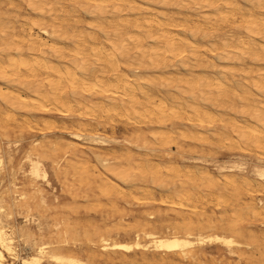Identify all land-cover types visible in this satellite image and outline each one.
Wrapping results in <instances>:
<instances>
[{"label": "bare ground", "instance_id": "1", "mask_svg": "<svg viewBox=\"0 0 264 264\" xmlns=\"http://www.w3.org/2000/svg\"><path fill=\"white\" fill-rule=\"evenodd\" d=\"M2 1L0 0V11L3 5L1 3L5 0ZM142 1L143 4L135 5L131 0H24L35 16L28 17V21L24 19L23 24L18 21L15 24L4 22L0 12V104H4L11 115H48L41 130L47 132L56 128V122L52 120L54 115L60 118L85 119L90 112L96 113L97 119L93 121L95 124L80 122L75 131L62 127L63 133L68 134L73 141L92 143L103 150L108 147L112 149L113 145L125 147L126 150L111 151V154H108L109 150L108 153H93L96 165L92 169L87 166L88 160L78 159L80 166L75 167L74 172L82 181L97 184L96 189L101 195L110 196L115 193L129 198L139 191L153 196L144 187L146 183L152 182L162 186L168 193L160 204L189 209L191 214H197L200 218L198 213L201 209L189 207L191 203L203 204L207 202L208 196L215 195L219 200L217 205L220 206L229 192L234 195H254L253 180L244 176L248 169L244 163L229 161L221 164L215 162L218 175L206 168L191 171L190 168L183 169L177 165L168 150L176 145L177 138L186 139L188 135L198 137L191 131L192 128L198 133L206 132L218 138L219 145L226 142L228 147L238 149L244 144L245 148L253 147L264 152V104L259 102V98H264V0H240L246 4L244 7L238 0H191L200 9H209L198 19L207 22V26H200L197 22L189 25L185 19L186 24H182L176 17L161 15L160 11L157 17L150 18L149 15L148 18L129 19L131 17L127 12H148L145 4L155 0ZM164 1L168 3L170 0ZM164 1H161L162 4ZM78 12H84L90 17L86 27H80L76 22L78 20L74 16ZM222 25L229 26L230 30L217 34L222 30ZM187 31H190L192 37L200 36L206 40L207 46L200 47L197 42L177 36V33L184 34ZM243 32H246V36L242 35ZM215 61L225 62L227 66L220 67ZM148 66L158 71H168L172 67L174 73L146 75L143 71ZM177 67L186 72H179ZM196 67L214 70L219 75L215 77L214 74L208 76L206 73H191ZM159 88L166 89V94L157 98L155 94H160ZM250 88L259 95L254 98L251 92L248 93ZM173 91L182 96L186 94L189 99L180 98ZM235 101L240 103L242 111L239 113L244 120L227 117L222 113L227 109L236 112L239 107ZM202 103L224 109L211 112ZM14 117L8 118L15 120ZM119 120L125 121L122 131L132 132L134 139H125L121 144L114 137ZM245 120L255 122L256 125L247 126ZM185 122L189 130H185ZM215 123L221 126L220 129L215 128ZM182 124L184 128L181 127ZM154 126L157 130L145 133L144 130H150ZM108 130H111L112 137L104 135ZM132 148L142 151V154L133 156ZM52 150L57 151L55 148ZM180 156L183 160L186 159L182 153ZM159 157L165 158V161L155 162L153 158ZM191 159L204 163L202 159ZM26 161L29 163L27 173L34 188L38 181L49 185L48 174L41 160L29 154ZM3 162L0 156V167ZM222 173H227V176L220 179L219 175ZM241 173L242 179H237V175ZM251 175L263 185L264 162L259 161L254 165ZM120 185L129 187V190H123ZM171 194L177 197V203L171 202ZM260 206L259 209L264 211L262 203ZM2 207L0 264H6L7 257L14 261L18 256L14 246V230H8L4 224ZM241 209L247 210V214L249 210L254 215L262 214L253 205H246ZM150 219L153 217L150 216ZM184 219L182 217V221ZM190 224L191 228L189 225L183 227V234L174 231L168 236L158 237L152 232L135 233L132 245L110 244L107 238L101 236L98 244L103 252L146 250L149 245H142L140 242L141 236H144L157 251L190 256L194 251L189 249L195 245V241H191L189 231L192 223ZM202 227L204 225L198 221L197 228ZM229 230L239 234L233 225H229ZM20 232L23 234L25 231ZM251 235L249 237H255ZM31 237L26 234V239ZM196 242L198 245L220 244L230 253L232 247L237 245L232 238L218 235L198 237ZM52 245L55 244L33 241L30 249L34 253L21 258V264H42L44 260L52 264H84L73 257L55 253L54 248L64 249V245H67L65 242L57 244V247Z\"/></svg>", "mask_w": 264, "mask_h": 264}, {"label": "rangeland", "instance_id": "2", "mask_svg": "<svg viewBox=\"0 0 264 264\" xmlns=\"http://www.w3.org/2000/svg\"><path fill=\"white\" fill-rule=\"evenodd\" d=\"M23 1L24 0H5L1 3L3 5L0 12L2 13L1 15L4 18V22H13V24H15V22L18 21L19 24H23L25 20L28 21V17L35 16ZM131 1L135 5L143 4L142 0ZM161 1L162 0H155L145 4L144 7L149 10L148 12L137 13L132 11L131 13L127 12V15L131 17L129 19H133L135 17L148 18L147 16L149 15V17L152 18L153 16L157 17L160 14H164L173 18L176 17L175 19L178 22L182 21V24H186L185 21L188 20L187 23L189 25H191V22H197L200 26L203 24L206 26L208 25L207 22L204 23V21L198 20L200 16L202 17L208 12V8L200 9V7L195 6L191 0H186L188 3L183 0H176V2L170 0L167 3L163 0V4ZM190 1L191 3H189ZM238 2L243 7L246 5L240 0H238ZM10 5L12 6L10 7ZM184 12L189 15H186ZM4 13L7 15L10 13V15H3ZM11 13L14 18H12ZM124 14H126V12ZM74 15L75 14L72 16ZM74 18L73 20L78 22L80 27H86L87 23L90 21V17L84 12H78ZM80 21H82L81 24H79ZM221 27L222 30L218 31L217 34H222L230 30L229 26L222 25ZM35 33L38 32L35 30ZM178 35L180 38L183 37L181 39L186 38L192 42H197L200 47H206L208 44L207 41L203 40L200 36L192 37L190 31L184 34L179 32L177 33V36ZM242 35L246 36V32H243ZM208 59L210 60V57ZM211 60L213 59L211 58ZM215 62L220 67L227 66L225 62ZM246 62L249 61L247 60ZM151 68L152 67L148 66L143 72L151 76L155 74V76H161L168 72L174 73L172 67H169L167 69L168 71H158ZM177 69H179V72H186L181 67H177ZM193 69L191 73H206L208 76H213L211 74H214L215 77L219 75L218 72L205 69L204 67H196ZM158 91L160 94L157 92L155 94L157 98L166 94V89L159 88ZM253 92L254 89L252 88L248 90V93L254 96V98L259 95L258 92ZM172 93L180 96V98L185 97L189 99V96L186 94L182 96L174 91ZM30 98L33 97L30 96ZM259 100V102L264 104V98H259ZM202 104L204 107L206 106L207 109L209 108L211 112H216V109L217 111L224 109L219 107L215 108L206 103ZM235 104H238V107L240 106L239 102L235 101ZM225 108L227 107L225 106ZM0 109V113H2L0 114V156H2L4 161L3 166L0 167V207L3 206V222L7 226V229L14 230V246L18 256V259L14 261L10 257H7L6 264H21V258L32 255L34 252L31 251L30 245L33 241L55 244L54 246L65 242L67 245H64V249L58 250L54 248L56 250L55 253L66 257H73L84 264H264L261 262H264V211L259 209L261 208V203L264 207V184L260 185L254 176L251 175L252 167L258 164L259 161L264 162L263 151L253 147L252 149L248 147L245 148L246 145L244 146V144L238 149L235 147L231 148V146L228 147L225 141V146L223 143L219 145L218 143L220 142L218 138L212 137L206 134V132L198 133L192 128L191 131L195 132L194 134L198 135V137H191L188 135L186 139L177 138L176 145L170 147L168 153L172 156V159L177 162V165L182 166L183 169L190 168L189 170L195 171L197 169L206 168L209 169L212 174L218 175L216 167L214 166L216 165L215 162L221 164L223 162L237 161L246 165L248 172L244 176L253 180V196L244 193L234 195L229 192L225 202L220 206L217 205L219 200L215 195L208 196L206 203H191L189 207L196 206L199 210L201 209L199 211L200 213H198L201 215L199 218L197 214H191L189 209H178L170 207L169 204H160L161 199H166L168 193L164 191L162 186L152 182L146 183L144 187L149 193H152L153 196H149L147 193L143 194V192L139 191L135 193L132 198H129L115 193L110 196L101 195L96 189L97 184L95 185L91 181H82L78 174L74 172L75 167L80 166L78 159L88 160L89 165L87 164V166L92 169V167L96 165L93 153H108L109 150L110 152L108 154H111V151H119L120 149L123 151L126 150L125 147H119L117 145L111 146L113 150L110 147L104 148L103 150L92 143L73 141L68 134L63 133L64 127H69L70 131H75V128L79 126L80 122L95 124L93 121L97 119L95 116L97 115L96 113L90 112V115L88 114L85 119L77 117L60 118L54 115L52 120L56 122V128L51 130V132H47L41 131L44 128V121H47V118H49L46 114L16 113L11 115L8 111L9 109L4 104H0ZM241 111L242 108L239 107L236 112L229 109L221 112L225 113L227 117L244 120L245 118L240 114ZM10 116H15V120L8 118ZM23 117L26 119H22ZM17 121H19V125ZM246 122L248 124L247 126L256 125V123L252 121L247 120ZM124 123L125 121L119 120L116 128L117 133L114 135L121 144L125 139L135 138L133 135L131 136L132 132L127 133L122 131ZM177 124L178 123H176V125ZM215 124V128L220 129L221 126L218 123ZM184 125L186 126L185 130H187L189 126L186 122ZM184 125L182 124L181 127L184 128ZM28 126L31 127V129ZM154 130H157L156 126L153 128L151 127L150 130L144 131L148 134V132ZM104 135L108 137L113 136L111 130H108ZM75 143H77V145ZM52 148L57 149V151H53ZM131 150L135 157L142 154V151L136 150L135 148ZM181 153L186 158L185 160L181 158ZM29 154H31L33 158H39L41 160L48 174L49 185L43 181H38L35 184V188L34 185H32L27 173L29 170V163L26 161V156ZM261 156L263 158H261ZM191 158L202 159L204 163H197V160L194 161ZM153 159L158 163L165 161L163 157ZM226 174L227 173L220 174L219 178L223 179L227 176ZM242 177L243 174L241 173L238 174L236 178L242 179ZM120 186L123 190H129V187ZM2 194H4V196ZM203 195H205L204 192ZM169 196L171 202H178L174 194ZM97 201L100 203H97ZM246 205L255 206L262 214L254 215L250 210L247 214V210L241 209ZM44 206H46V208ZM202 212H204L203 215L201 214ZM150 216H152L153 219H150ZM182 217L185 218L184 221H182ZM198 221L204 225L201 229L197 228ZM182 223L187 224L183 225ZM190 223H192V229L189 231L192 235L191 241H195V245L189 249V251H194L193 255L190 256H183L182 254L172 255L157 251L144 236H141L140 242L142 245H149L146 250H134L131 252L108 250L103 252L98 244V240L101 236L107 238L110 244L132 245L135 241V233L152 232L158 237L168 236L174 231L183 234L185 232L183 227L190 226ZM229 225L230 227L233 225V227L237 228L239 234L231 232L229 230ZM39 228L41 230H39ZM96 228H98V230ZM248 229L249 231H247ZM21 230L25 232L21 234ZM79 232L81 233L79 234ZM249 232H251V236L254 235L256 238L249 237ZM26 234L32 237L26 239ZM213 235L232 238L237 245L232 247V252L230 253L226 247L220 244L210 245V243H204L198 245L196 242L198 237L206 238ZM54 246L52 245V247ZM255 247L260 248L258 249ZM261 251L262 253L260 254L259 252ZM260 258H262V260H259ZM237 261L238 263H236ZM42 264L52 263L44 260Z\"/></svg>", "mask_w": 264, "mask_h": 264}]
</instances>
